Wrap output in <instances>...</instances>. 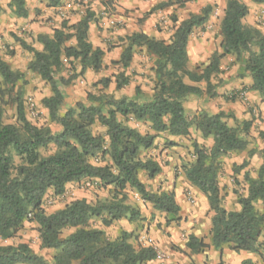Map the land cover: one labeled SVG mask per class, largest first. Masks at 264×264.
Masks as SVG:
<instances>
[{"label":"trees","instance_id":"16d2710c","mask_svg":"<svg viewBox=\"0 0 264 264\" xmlns=\"http://www.w3.org/2000/svg\"><path fill=\"white\" fill-rule=\"evenodd\" d=\"M187 1L168 0L155 10L183 7ZM249 1L264 5V0ZM46 2L47 7L59 4V0ZM25 5V0H11L8 8L16 17L26 18ZM210 12L211 7L207 6L201 13L181 21L168 41L144 33H133L121 39L120 57L111 62L112 66L121 69L114 77L115 90L129 85L130 78L125 73L135 50L144 49L154 58V84L150 97H146L139 87L134 88L132 97L88 94V104L77 103L63 114L60 113L65 100L62 86L84 75L88 69L94 73L103 69L105 52L94 47L88 35L94 14L87 10L76 24L63 21L51 36L37 35L36 41L42 46L40 51L16 38L33 56L27 71L49 86L50 93L40 100V105L47 111L50 122L57 124L60 130L53 133L49 127L32 125L26 118L22 92L14 100L16 124L3 122L0 105V241L11 240L26 222H33L37 225L40 248L54 252L53 264H146L155 260V249H136L129 242V234L124 232L109 240L102 230L91 228L89 224L94 218H100L105 227L122 219L137 220L139 211L127 204V190L135 192L142 201L164 214L167 226L177 222L180 207L174 194L149 192L140 181L142 172L148 179L161 173L156 161L144 159L141 154L154 146L159 133H167L171 138H186L194 128L203 140H212L209 148L192 143L193 160L185 168L186 180L207 200L211 212V246L215 250L228 246L234 252L264 256V148L260 151L262 161L255 175L250 171L243 173L244 192L235 193L238 210L224 208L219 185L225 157L249 150L247 159L238 167L234 166V175L249 166L255 152L248 149L247 141L252 123L239 122L223 111L215 114L200 111L189 119L184 108L188 97L207 95L212 99L217 96L211 80L221 72V60L228 55L239 65L237 77H249L251 85L223 96V100H239L246 104L245 93L255 92L264 102V33L244 24L249 13L244 2L227 0L219 25L220 52H213L205 65L191 70L188 40L194 29L208 21ZM2 13L0 6V15ZM72 41L74 44L69 45ZM74 64L79 66V74L73 72L66 79L63 69L74 71ZM24 79L25 73L12 70L0 56L2 94L5 90H1V86L12 92L18 83H26ZM99 83L102 88H107L111 79L103 78ZM200 83H204L206 89L203 90ZM227 118H231L236 126H229ZM130 120L148 123L151 133L141 134L128 124ZM95 125L104 128V135L92 133ZM260 135L264 138V134ZM51 145L55 151L43 156L41 150ZM87 180H97L104 188L111 187V197L94 204L83 199L74 200L52 214H45L42 203L49 190L60 196L66 185ZM69 230L73 231L62 237ZM186 248L192 254H199L208 246L202 239L189 235ZM0 264L46 263L27 244L20 243L0 244ZM243 264L252 263L244 261Z\"/></svg>","mask_w":264,"mask_h":264},{"label":"rangeland","instance_id":"374dc122","mask_svg":"<svg viewBox=\"0 0 264 264\" xmlns=\"http://www.w3.org/2000/svg\"><path fill=\"white\" fill-rule=\"evenodd\" d=\"M10 1L11 0H0V6L3 10L1 17H5L4 22H0V30H3L0 33V40H5L2 41V47H0V51L2 54H4V57L8 56L12 58L16 52L14 53V50L9 49V47L12 45H9L7 40L14 41L15 44L18 45L19 49L17 51L20 52L19 55L21 56H24L27 51L20 46L19 42L16 41V38L24 40L25 43L32 48H34V46L38 43L36 41L37 36L32 31L22 32V24L13 22V14L8 8ZM226 1L227 0H188V3H185L183 7H173L171 13L163 15V20L168 22L170 21L167 25V30H164L165 34L161 35L162 38L167 41L173 33L175 26H177L181 21L188 19L189 16L201 13V11L207 6L211 7L208 21L203 26L194 29L189 38V69H199L202 65L207 63H202L204 60L198 61V58L203 56L202 54L204 51H209L210 53L212 51L220 52L219 46L221 43V36L219 32V25L223 16V10L225 8ZM240 1L252 6V8L249 10L248 16L244 20V24L247 26H254L264 33V5L253 7V4L249 0ZM75 5H80L83 7L86 6L83 1H76ZM87 10L89 9L85 8L83 12L85 13ZM69 13L76 14L78 11L71 10ZM67 15L61 17L65 18ZM36 17H38V15H36ZM174 18L176 19V22L173 21ZM63 21L68 22L69 25L72 24L70 19L67 20V18H65L62 19V22ZM156 27L159 28L158 24H156ZM169 29H171V31H168ZM3 33L7 34L4 35ZM118 42H120V39L117 42L109 39L108 46H112ZM203 45H205V47H203ZM153 65L154 58L148 55L144 49H136L133 56V61L126 72L128 74L127 76L130 78V83L127 87H124L120 91H116L113 85L114 77L121 72L119 66H108L105 69H102L100 72L94 73L91 79L87 78L84 74L78 78H75L74 80H71L68 85L62 86L65 100L60 113L63 114L68 108L74 107L77 103L88 104V94H111L115 98H120L122 96L132 97L134 95V88L139 87L146 97H150L154 84ZM236 65L238 64L235 63V61L227 63L226 68L229 69L220 72V74L212 78L211 84L215 93L217 88L224 82V77L231 79L238 78V69H236ZM73 67L74 71L63 69L62 72L66 76V79H68L73 72H75V74H79V66L74 64ZM221 76L223 77L221 78ZM103 78L111 79V84L107 88H102V85L99 83ZM24 80L26 83L24 84L23 81L18 83L12 92L6 91L5 87L1 86V90H5L3 91L4 94L0 92V105L3 108V122L5 124H16V105L14 100L17 94L22 92V101L27 120L32 125L37 127H49L53 133H57L60 130V127L57 124L50 122L47 111H45L40 105V100L43 97L48 96L50 93L49 86L40 80L38 76L30 72L25 73ZM185 82L189 83L187 80H185ZM199 86L202 89H206L204 83H200ZM197 99H203V101L198 102ZM208 99L211 98H209L207 95L200 98L188 97L184 102L186 116L191 119L192 116L196 115L200 111L207 112L202 108L200 109V107L206 104V102L209 103ZM212 99V102L215 104L213 105L212 109L215 111V109L220 108V105H218V99ZM232 104L234 105V108L230 109L232 111L225 112L226 114H232L234 116L233 112H237V117H234L239 122L250 121L252 123V127L247 138L249 144L248 149L256 151L261 148L262 150L264 148V138L260 134H264V109H260L255 105L248 106L242 102H232ZM207 113L211 114L212 112L208 111ZM243 115L247 116L248 119L244 120ZM226 122L229 126H236L231 118H227ZM128 124L136 128L141 134L151 133L148 123L130 120ZM191 130L192 133H190L189 137L178 139L169 137L167 133L157 134L154 141V146L147 151H143L141 156L144 159L150 158L156 161L161 167V173L154 179H148L147 175L142 172L139 175V179L145 184L147 190L152 193H161L163 191L167 193H174L171 188L172 179H181L184 199L189 202V205L193 208H197L198 206L199 211L201 210L204 212L203 224L208 225L209 223L210 225L211 212L209 211V208L202 207L203 201L197 204V198L195 195H193L191 190L194 187L190 185L185 177V168L193 160L192 143L197 142V131H195L194 128H191ZM104 132V128L100 127L99 125L92 127L93 134L104 135ZM197 143L206 147L201 142ZM207 146L210 147L211 145ZM54 151L55 147L51 145L48 149L41 150V154L43 156H47L52 154ZM234 158L236 161L234 162L233 167L230 165L229 173H227V171L224 169L226 164L225 162H229ZM226 159L227 161H225ZM245 159H247V154L243 159L239 154H231L225 157L222 161V172L219 176V183L223 184L222 191L225 193L223 195V206H226L227 209H234L236 204V202H234L236 200L235 193L237 192L241 194L244 192V184L242 182L241 175L242 173H239L236 177H234L233 172L235 169L234 166H236L235 164L241 165ZM15 163L18 164V160H15ZM239 165H237V167ZM249 171L252 173V175L255 173L254 168L249 169ZM226 180L229 181L230 186L226 184ZM221 186L222 185H220V187ZM226 189L232 193L234 198L233 200L230 199L228 193L225 192ZM111 191V187L104 188L97 180H87L81 181L79 183H72L66 185L65 192L60 196L54 195L53 191L49 190L43 199L42 208L45 214L49 215L59 209H62L65 205L74 200L83 199L88 203L94 204L96 201L108 200L111 197ZM125 196L127 204L133 206L139 211V217L137 220L129 222L127 219H122L113 222L108 227H105L102 225L100 218H94L90 221V227L102 230L104 232L105 238L109 240L116 239L125 232L129 234V242L136 249L140 247H148L147 240H152L151 246L152 248H155L161 259H155L151 261L150 264H188L190 262L191 264H195V261L192 259V257L197 258L200 255L192 254L186 248L187 238L189 236V231L191 230L190 226H192L195 221V219H192L193 217L191 216V212H188V215L186 214L189 218H191V220H193L190 222V224L186 225L182 218H180L177 222L171 223L167 226L165 223V215L157 212L151 204L142 201L135 192L127 190L125 191ZM205 202H207V200ZM72 231L73 230L65 231L62 234V237L67 236ZM206 232L207 231L204 229V240L207 238L205 235ZM20 243L27 244L36 255L44 259L46 264H53L54 252L52 250L40 248L39 235L37 232V225L35 223L26 222L14 238L0 244L18 245Z\"/></svg>","mask_w":264,"mask_h":264},{"label":"crops","instance_id":"0c3cea01","mask_svg":"<svg viewBox=\"0 0 264 264\" xmlns=\"http://www.w3.org/2000/svg\"><path fill=\"white\" fill-rule=\"evenodd\" d=\"M76 1H83L86 4V6L83 7L79 5L80 6L79 7L78 5H75ZM167 1L168 0H59V4L57 6L47 7L46 0H25L27 17L18 18L15 15H13L12 17L14 18L13 22L16 23L18 22L22 24V28H21L22 32L32 31L36 36L39 34H45L51 36L53 30L59 29L61 27L62 19L65 18H67V20L70 19L72 25L76 24L85 15L86 11L84 13L83 10H85V8L89 9V11L94 14L93 20L89 24V31H88L89 40L94 47L100 48L105 52L103 58V69H105L108 66L111 67L112 61H117L119 59L120 54L122 52L121 39L126 36H130L133 33H144L149 37H153L159 40H164L161 35L165 34L164 30H167L166 28L170 21L168 22L166 20H163V15L167 13H171L173 7H169L166 9H157V10H155V8H157L159 4L166 3ZM245 4L248 6L249 10L252 8V6H249L247 3ZM67 5H70V8H66ZM257 6L259 5L253 4V7H257ZM71 10L78 11V13L71 14L69 13V11ZM36 15H38V17H36ZM66 15L67 17L62 18L63 16ZM4 18H5L4 16L1 17L0 15V22H4ZM156 24H158L159 28L156 27ZM2 31L3 30H0V33ZM168 31H171V29H169ZM3 34L5 35L7 33H3ZM109 39H112L116 42L120 39L121 43L118 42L116 44H113L112 46H108ZM2 41L5 40L4 39L0 40V47H2ZM7 43L9 45H12L9 47V49L14 50V53L16 52L15 55L12 58L8 56L4 57V54H2V52L0 51V56L1 57L3 56L2 59L9 64L12 70L20 71L22 73H27L28 72L27 65L33 58L32 54L27 52L24 56H21L19 55L20 52L17 51L19 47L18 45L15 44L14 41L7 40ZM73 44L74 42L72 41L69 45H73ZM188 46H189V40H188ZM203 47H205V45H203ZM34 48L39 51L42 50V46L40 44H36ZM213 52L214 51H212L211 53L209 51L206 52L204 51L202 54L203 56L199 57L198 61L204 60L202 61V63L208 62L207 60H209ZM233 61H235L234 57L230 55L225 56L221 60V65H220L221 72L228 70L229 68H226L227 63ZM237 66L238 65H236V69L239 68V66L238 68ZM125 74L128 75L127 73ZM85 75L87 78L91 79L92 75H94V72L88 69ZM222 77L223 76H221V78ZM223 81L224 82L217 88L216 90L217 96L214 98L215 100L218 99V105H220V108L215 109L214 111V109H212L213 105H215L212 102L213 99H208L209 103L206 102V104L202 105L200 109L202 108L207 112L210 111L212 112L211 114H215L219 110L224 112L232 111L230 110L234 108L232 102H241V101L239 100L224 101L222 97L231 95L233 91L240 90L243 86L248 87L251 85V80L249 77H245L243 79H239V78L231 79L224 77ZM113 85L115 88L114 82ZM244 98L246 105L248 106L255 105L260 109H264V102L261 101L257 93L255 92L245 93ZM197 101L200 102L203 101V99L202 100L197 99ZM233 114L234 116L237 117V112L236 113L233 112ZM243 119L246 120L248 119V117L243 115ZM196 140L199 143L200 142L203 143L206 146V148H209V146L207 145L212 144L211 139L203 140L198 132L196 133ZM248 151L249 150H246L243 153H240L239 154L240 157L243 159ZM260 151L261 148L254 152V154L250 158L249 166L240 172L242 173L241 174L242 176L243 173L249 171V169L254 168L255 172H257L262 161ZM225 161H227V159ZM235 161L236 160L234 158L229 162H225L226 164L224 166V169L227 171V173H229L230 165L231 167H233ZM235 165L237 166L239 164H235ZM253 175H255V173ZM236 176L237 175H234V177ZM226 182H227L226 184L230 186L229 181L226 180ZM219 185H222L221 188L223 187V184L219 183ZM171 188L172 191L174 192L173 194L175 200L180 207L179 218H182V220L186 223V225L190 224V222H192L193 220H191V218H189L187 215L191 212V216L193 217L192 219H195L194 224L190 226L191 230L189 231V235H193L196 238L203 239L204 229L207 231L205 234L207 238L205 240L203 239V242L205 245L208 246V248H206L203 252L199 253L198 254L200 255L199 257L197 258L192 257V259H194L195 261L194 262L195 264H243L244 261H250L252 264H264V256L260 257L259 255L254 253L234 252L230 250L228 246H223L220 249L215 250L210 244V236L208 235L210 225L209 223L208 225L203 224L204 212L201 210L199 211L198 206L197 208H193L192 206L189 205V202H187L184 199L181 179L173 178L171 182ZM191 190L193 195H195L197 198L196 199L197 204L203 201L204 203L202 202V207L203 208L208 207L207 202H205L206 198L196 188H192ZM225 192L228 193L230 199L232 200L234 199L232 193L228 191V189H226ZM224 194L225 193L222 191V195ZM234 202H236V200ZM224 208L227 209L226 206ZM238 209L239 206L235 204L234 209L232 210H238ZM227 210H231V209H227ZM150 263L151 262H148L146 264H150ZM188 264H191V262Z\"/></svg>","mask_w":264,"mask_h":264},{"label":"built area","instance_id":"2783aa9c","mask_svg":"<svg viewBox=\"0 0 264 264\" xmlns=\"http://www.w3.org/2000/svg\"><path fill=\"white\" fill-rule=\"evenodd\" d=\"M66 8H70V5H67ZM3 242H6V241H3ZM3 242L0 241V243H3ZM151 242H152V240H150V239L147 240V246H148V247H152V246H151ZM153 249H155V248H153ZM155 251H156V250H155ZM156 259H157V260H160V259H161V257H160L159 254H157Z\"/></svg>","mask_w":264,"mask_h":264}]
</instances>
